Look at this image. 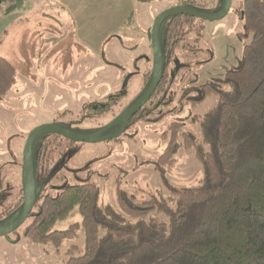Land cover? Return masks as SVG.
<instances>
[{
    "label": "rangeland",
    "instance_id": "obj_1",
    "mask_svg": "<svg viewBox=\"0 0 264 264\" xmlns=\"http://www.w3.org/2000/svg\"><path fill=\"white\" fill-rule=\"evenodd\" d=\"M106 1L110 5L118 2L82 0V10L77 13L74 5L62 10L53 0H26L6 14L3 10L7 4L0 6V55L16 68L11 89L0 97V228L17 220L21 212L22 153L31 130L51 123L76 134L91 135L144 88V73L153 67L151 25L157 13L175 0H135L132 27L139 31L127 34L128 28L119 26L122 20L113 14L110 25L116 26L105 39L109 31L107 18L101 15L104 11L99 17L90 6L98 9ZM202 1L204 12L210 15L223 5L222 0ZM231 1L221 19H196L183 25L182 33L192 27L186 33L189 43L185 49L180 43L174 46L175 52L165 59L164 86L152 103L143 105L126 123L94 142L56 138L59 142L46 144L38 163L40 170L33 178L35 205L15 231L0 236V264H64L71 246L77 247L75 255L83 252L85 236L79 224L58 247L53 242L37 244L25 236L38 211L40 192L56 196L63 186L88 182L97 186L99 204L112 205L122 212L115 197L116 187L139 202L159 195L171 208L175 199L172 189L198 188L203 174L194 148L181 146L170 161L160 164L159 157L168 142L163 133L168 124L178 121L197 143L201 142L196 117L202 118L217 106L218 96L211 94L197 101L199 88L206 81L216 83L227 69L236 68L250 40V35H243V0ZM48 137L54 138L46 133L36 135L31 155ZM30 158L34 166L33 156ZM144 218L168 220L166 214L156 211ZM76 222H80V213L74 207L54 228L63 231Z\"/></svg>",
    "mask_w": 264,
    "mask_h": 264
},
{
    "label": "trees",
    "instance_id": "obj_2",
    "mask_svg": "<svg viewBox=\"0 0 264 264\" xmlns=\"http://www.w3.org/2000/svg\"><path fill=\"white\" fill-rule=\"evenodd\" d=\"M24 1L0 0V6L7 4L3 10L6 14ZM240 12L243 35H250V40L244 45L236 68L227 69L222 79L216 83L206 81L200 88L197 101L211 94L218 96L217 106L202 118L195 116L201 128V142L197 143L178 121L168 124L163 133L168 142L159 157L160 164L170 161L181 146L194 148L203 174L198 188L172 189L175 199L171 208L169 201L159 195L139 202L116 187L115 197L123 213L112 205L99 204V190L92 183L63 186L56 196L40 192L38 211L25 231L27 238L37 244L53 242L58 247L64 237L74 234L76 225H81L84 250L75 255L77 247L71 246L64 264H264V0H243ZM132 20L129 16L123 27H132ZM171 22L166 34L160 24L158 38L166 36L167 43L173 39L181 41V17H174ZM162 61L163 65L167 63ZM144 74L140 94L149 86L152 65ZM15 75L16 68L0 55V97L9 92ZM165 75L163 70L160 89ZM116 127L119 126L105 134ZM46 134L54 138L38 143L30 153L34 158V178L46 144L59 142L56 138L65 139ZM20 193L22 211V189ZM74 207L78 208L80 222L63 231L54 228ZM154 211L166 214L167 222L145 220Z\"/></svg>",
    "mask_w": 264,
    "mask_h": 264
},
{
    "label": "water",
    "instance_id": "obj_3",
    "mask_svg": "<svg viewBox=\"0 0 264 264\" xmlns=\"http://www.w3.org/2000/svg\"><path fill=\"white\" fill-rule=\"evenodd\" d=\"M224 5L223 8L218 11L217 13H214V15L206 14L205 12H200L194 8H189L187 6L179 5V6H171L167 9L157 13L156 17L153 20V23L151 25V30L149 33V38L151 39V50H152V73L153 76L151 78L150 83L148 84V88L139 96L137 101L126 107L125 110L120 112L119 114L115 115V117L107 124H104V126L98 128L97 130L93 131L91 135H80L72 132L71 130H67L61 125L57 124H51L47 123L45 125L37 126L35 129L31 130L28 133V137L24 144V150L22 153V176H21V182H22V193H23V208L22 211L19 213V217L14 222L6 225V227L0 228V236L6 235L7 233L13 232L17 229V227L22 224L27 218L28 215L31 212V209L33 207V201L35 198V190H34V174L32 170V163L30 158L31 153V143L33 139L36 137L39 133H53L56 135H60L63 138H66L68 140H74L78 142H94L101 136L105 135V132L109 130L112 127H115L116 125H119L120 123L127 122L129 119H131L138 111L141 109V107L149 101L151 98V95L156 90L157 86L159 85L160 78L162 75V67H163V61L161 56V50L159 49V39H158V29L159 25L162 20L167 18L170 14L171 15H185L189 17H196L200 20L204 19L207 21H214L223 18L231 6V0H223Z\"/></svg>",
    "mask_w": 264,
    "mask_h": 264
},
{
    "label": "flooded vegetation",
    "instance_id": "obj_4",
    "mask_svg": "<svg viewBox=\"0 0 264 264\" xmlns=\"http://www.w3.org/2000/svg\"><path fill=\"white\" fill-rule=\"evenodd\" d=\"M222 2H223V0H222ZM179 5H183V6H187V7H189V8H194V9H196V10H198V11H200V12H204L203 10H204V7L206 6L205 5V3H203V1L202 0H175L173 3H171L168 7H171V6H179ZM223 5H224V2H223ZM223 5H222V7H220L219 9H217L216 11H215V13H217L218 11H220L222 8H223ZM177 16H179V17H181V22H179V24L180 25H185V24H191V23H193L197 18L196 17H189V16H185V15H181V14H179V15H169L167 18H165L164 20H162L161 21V23H163V32L166 34L167 33V31L170 29V27L173 25L172 24V19L174 18V17H177ZM183 19H185V20H187V23H185V21L183 20ZM160 23V24H161ZM183 23H185V24H183ZM160 26V25H159ZM183 28H184V26H183ZM182 28V29H183ZM182 29H181V31H182ZM180 31V34L182 33ZM178 35V36H181V41H174L175 39H173L172 40V43H167L166 42V36H163L162 38H158L159 39V49L161 50V56H162V59L163 60H165L168 56H170L171 54H173V52H175V49H174V46H176V45H178L179 43H180V46L182 47V48H186L187 47V45H188V40L190 39V37H188L189 35L188 34H186V35ZM177 36V37H178ZM182 45H184V46H182ZM150 47H151V43H150ZM166 65V64H165ZM165 65H163V67H162V71L166 68V66ZM162 73V72H161ZM153 76V75H152ZM162 76V75H161ZM161 79L162 78H160V82H161ZM160 82H159V85L157 86V88H156V90L154 91V93L151 95V98L149 99V101L147 102V103H145L144 105H148L149 103H152V99L155 97V94H157L158 92H160ZM164 86V85H163ZM203 86V85H202ZM202 86H200V88L202 87ZM199 88V89H200ZM160 89V90H159ZM157 91V92H156ZM142 94V93H141ZM140 94V95H141ZM139 94L136 96V98L138 99L139 98V96H140ZM201 96V94L199 93V95H198V97H196V100L197 99H199V97ZM134 99L133 101H131L130 103H128L127 105H126V107H128L129 105H131L132 103H134L135 101H137V99ZM126 107H124L123 108V110H125L126 109ZM142 109V108H141ZM140 109V110H141ZM123 110H121V112L123 111ZM139 110V111H140ZM138 111V112H139ZM137 114V113H136ZM135 114V115H136ZM116 115V114H115ZM120 125V124H119ZM116 126H118V125H116ZM127 126V124H125V127ZM104 136V135H103Z\"/></svg>",
    "mask_w": 264,
    "mask_h": 264
},
{
    "label": "crops",
    "instance_id": "obj_5",
    "mask_svg": "<svg viewBox=\"0 0 264 264\" xmlns=\"http://www.w3.org/2000/svg\"><path fill=\"white\" fill-rule=\"evenodd\" d=\"M53 1H54V3L58 4L59 8L62 9V10L65 9V7L66 8L67 7L70 8L71 5L75 6L74 8L76 10V13H77L78 9L82 10V7H81L82 0H53ZM21 6H19V7H21ZM90 7H91L92 11L95 10L94 15H97L99 17H100V14L102 13V10L104 11L103 14H101V15H104L105 18H107L108 31H109V34L105 35V39H107V37L112 33V31L114 30V28L116 26V24H114V26H112V24L110 25V22L112 20V15L114 14V15H116V17L117 16L120 17L122 22H121V24H119V26L120 25L123 26V24L128 19V17L129 16H131V17L133 16V13H134V10L136 8V5H135V0H118V2L116 1L115 4H111V5H110V2L106 1L103 4L99 5L98 9L97 8L94 9L93 5H91ZM132 19H133V17H132ZM80 21L81 20L78 19V22H80ZM131 24H133V20H132ZM128 29H129V31H127L128 32L127 34H132V35H135L136 32L139 31L137 29L136 32H132V31H134V29H136V27H134V28L131 27V28H128ZM76 34H77V31H76ZM79 34L80 33L78 32V35ZM78 38H80V37L78 36ZM83 40H84V37H83Z\"/></svg>",
    "mask_w": 264,
    "mask_h": 264
},
{
    "label": "bare ground",
    "instance_id": "obj_6",
    "mask_svg": "<svg viewBox=\"0 0 264 264\" xmlns=\"http://www.w3.org/2000/svg\"><path fill=\"white\" fill-rule=\"evenodd\" d=\"M33 206H34V204H33Z\"/></svg>",
    "mask_w": 264,
    "mask_h": 264
}]
</instances>
